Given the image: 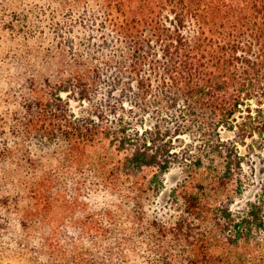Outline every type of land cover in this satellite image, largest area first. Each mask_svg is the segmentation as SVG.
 I'll return each instance as SVG.
<instances>
[{"label": "trees", "instance_id": "obj_1", "mask_svg": "<svg viewBox=\"0 0 264 264\" xmlns=\"http://www.w3.org/2000/svg\"><path fill=\"white\" fill-rule=\"evenodd\" d=\"M42 1L0 0V264H264V0Z\"/></svg>", "mask_w": 264, "mask_h": 264}, {"label": "rangeland", "instance_id": "obj_2", "mask_svg": "<svg viewBox=\"0 0 264 264\" xmlns=\"http://www.w3.org/2000/svg\"><path fill=\"white\" fill-rule=\"evenodd\" d=\"M41 2H43L41 0ZM81 3H84L85 0H81L80 1ZM95 1L92 2L91 4H93L94 7H97L95 6ZM49 16H42L43 20H46L47 22H49L50 20H52V22L56 21L57 19H63L60 15H53L49 12ZM53 18V19H52ZM51 22V21H50ZM49 24V23H48ZM71 105H72V108L78 112L80 109H81V106L75 102V101H72L71 102ZM183 170L179 167H174L173 169H171V171H169L166 176L164 177V182H165V189H164V192H168L169 189L178 181H180L182 178H183ZM259 175V174H258Z\"/></svg>", "mask_w": 264, "mask_h": 264}]
</instances>
